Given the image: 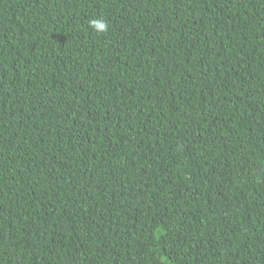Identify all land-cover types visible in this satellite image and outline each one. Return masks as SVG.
I'll use <instances>...</instances> for the list:
<instances>
[{
  "label": "trees",
  "instance_id": "1",
  "mask_svg": "<svg viewBox=\"0 0 264 264\" xmlns=\"http://www.w3.org/2000/svg\"><path fill=\"white\" fill-rule=\"evenodd\" d=\"M0 264H264V0H0Z\"/></svg>",
  "mask_w": 264,
  "mask_h": 264
},
{
  "label": "clouds",
  "instance_id": "2",
  "mask_svg": "<svg viewBox=\"0 0 264 264\" xmlns=\"http://www.w3.org/2000/svg\"><path fill=\"white\" fill-rule=\"evenodd\" d=\"M89 26L97 33H104L108 30V22L104 18H94L89 21Z\"/></svg>",
  "mask_w": 264,
  "mask_h": 264
}]
</instances>
